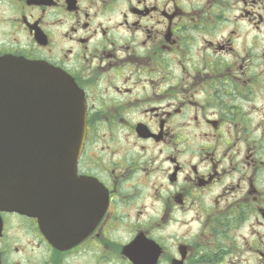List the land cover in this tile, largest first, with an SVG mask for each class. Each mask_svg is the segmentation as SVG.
<instances>
[{"label":"flooded vegetation","instance_id":"obj_1","mask_svg":"<svg viewBox=\"0 0 264 264\" xmlns=\"http://www.w3.org/2000/svg\"><path fill=\"white\" fill-rule=\"evenodd\" d=\"M2 56L67 73L86 136L0 264H264V0H0Z\"/></svg>","mask_w":264,"mask_h":264},{"label":"water","instance_id":"obj_2","mask_svg":"<svg viewBox=\"0 0 264 264\" xmlns=\"http://www.w3.org/2000/svg\"><path fill=\"white\" fill-rule=\"evenodd\" d=\"M85 134V106L71 78L43 62L0 57L1 208L33 211L37 190L72 172Z\"/></svg>","mask_w":264,"mask_h":264}]
</instances>
